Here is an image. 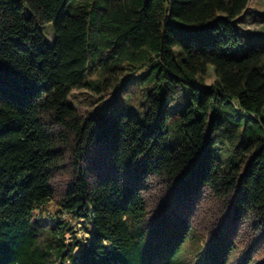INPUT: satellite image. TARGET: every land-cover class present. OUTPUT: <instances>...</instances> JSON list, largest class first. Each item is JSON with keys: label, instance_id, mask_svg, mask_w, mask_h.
Masks as SVG:
<instances>
[{"label": "trees", "instance_id": "trees-1", "mask_svg": "<svg viewBox=\"0 0 264 264\" xmlns=\"http://www.w3.org/2000/svg\"><path fill=\"white\" fill-rule=\"evenodd\" d=\"M250 1L0 0V264H264Z\"/></svg>", "mask_w": 264, "mask_h": 264}, {"label": "rangeland", "instance_id": "rangeland-1", "mask_svg": "<svg viewBox=\"0 0 264 264\" xmlns=\"http://www.w3.org/2000/svg\"><path fill=\"white\" fill-rule=\"evenodd\" d=\"M249 15L246 19L248 23V30L258 31L262 22L260 21V17L258 14L263 13L264 11V0H251L249 3ZM50 26V25H49ZM48 40L53 41V37L51 34L48 35ZM209 71H211L207 77V84H210L212 80H214L212 68L209 67ZM112 91V90H111ZM108 91L107 93L93 95L90 92L85 90L75 91L73 92L72 98L74 99V106L78 111L80 116H87L89 113L93 115L96 114L102 107L113 104L117 100V94L120 92L119 89H115L112 92Z\"/></svg>", "mask_w": 264, "mask_h": 264}]
</instances>
